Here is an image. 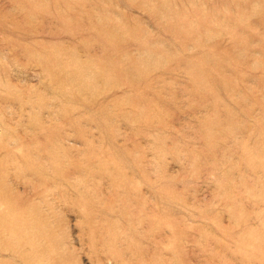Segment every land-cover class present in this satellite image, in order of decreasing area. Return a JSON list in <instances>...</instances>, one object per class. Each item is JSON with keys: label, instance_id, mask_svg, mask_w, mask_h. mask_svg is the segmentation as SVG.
<instances>
[{"label": "rangeland", "instance_id": "rangeland-1", "mask_svg": "<svg viewBox=\"0 0 264 264\" xmlns=\"http://www.w3.org/2000/svg\"><path fill=\"white\" fill-rule=\"evenodd\" d=\"M0 264H264V0H0Z\"/></svg>", "mask_w": 264, "mask_h": 264}]
</instances>
